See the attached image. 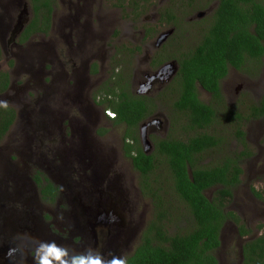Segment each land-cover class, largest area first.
Segmentation results:
<instances>
[{"label": "rangeland", "instance_id": "1", "mask_svg": "<svg viewBox=\"0 0 264 264\" xmlns=\"http://www.w3.org/2000/svg\"><path fill=\"white\" fill-rule=\"evenodd\" d=\"M99 1L102 2L100 6L103 8L98 12L99 5L94 4L93 13L94 11L95 14L100 13V16L99 18L97 16L88 17V27L93 30L89 32L88 37L96 36L101 44L106 45V51L96 53V49H90L94 42L89 39L83 43L84 47L81 48L84 54H81L82 57L77 61L79 66L83 59L97 57L89 62V65H92L94 61L99 62V64L97 63V74L94 77L90 74V76L85 75L89 89L92 86L94 91L103 89L105 83H110L112 86L111 76L117 71L121 72L124 68L120 65L127 61L129 62L128 69L131 72L134 71L137 64H143L151 74H156L164 64L159 68L153 67L150 60L146 58V52L149 45H154L161 33L172 30V33L155 52L163 56L162 61L165 64L178 62L179 57L190 51L199 42L207 21L212 17L205 10L215 0H146L147 4L144 5H142L143 0H118L117 8L106 7L104 2L107 0ZM127 1H136L138 8L135 5V9L134 7L133 10L127 9ZM262 1L264 2V0ZM56 7L57 15L68 14V4L63 5L61 2H57ZM198 7L202 9H198ZM144 8L146 10L142 11ZM166 10L168 12L171 10L176 15V27H173L171 21L168 22L164 13ZM199 12L204 13V15L197 16ZM57 15L51 33L47 36H35L32 42H28L30 47H42L44 51L46 50L41 54L44 55V58L46 57L47 69L43 71L47 73L42 74L39 80L25 83L28 74L21 68H16L13 81L15 85L19 84L18 87L8 90L0 99V104H8L17 111V120L9 132V138L0 143V224L8 227V221H10L12 227L10 229L15 234L13 235L12 231L10 234L9 229L0 234V246L4 242L12 243V246L19 250L17 260L29 259L30 250L20 248V246L22 247L21 242L15 239L17 235H31V232L26 231L18 224L19 219L31 221L32 218L37 217L42 221V223L38 221L41 226L40 230L47 236L51 234V231L54 232L56 229L59 232L65 231L66 225L72 227L74 224H83L89 233L90 221L87 210L91 208L90 205L95 203V199L99 195L104 197L106 194H112L117 197L123 191L125 197L120 195L119 205L114 203L113 207L119 216L124 218L123 220L120 219V223L124 226L122 229L125 230L127 240H117L116 244L119 245L118 250H125L124 258L127 261L126 258L140 244L143 232L149 226L150 221L155 218L153 200L149 196L141 194L138 189L140 188L138 185L141 174L134 168L132 160L126 156L123 149L124 126L114 129L108 127L110 130L103 135L99 134L98 131L104 126V123L95 124L94 127L90 123L87 127L91 130L86 131L93 140H84L80 130L87 122L80 112L83 105L78 102L74 103L70 100L72 96L66 95L62 91L57 92L53 102L47 101L46 91L48 92L49 88L53 86L51 78L56 75V68H59L57 57L60 58V61H65V58L60 55V47L64 45H62L63 42L59 43L58 32L62 25L58 24ZM203 20L205 23L201 22ZM149 26H154L152 28L158 31L157 35L151 34V37H147L146 28H150ZM69 37H66L67 40ZM40 40L42 41L39 42ZM108 43L109 46L107 47ZM66 46H68L67 43ZM122 47L130 48L132 51H125L122 56L118 52ZM10 49H6V52H10ZM115 49H117V53L112 54ZM75 52L80 55L79 50ZM130 53L133 55L129 56ZM22 54L27 53L22 50ZM171 54H175V56ZM4 59L6 61L1 62L3 67L11 65H9L8 60L11 62L12 59L16 62V59L12 58L10 54ZM54 61H56L54 66H57L55 68L51 67V63ZM3 67L0 68V71H3ZM178 69L177 65L175 72L170 73V76L163 80L157 79L155 85L148 91V94L151 93L156 101L160 96L161 103L160 108L155 109L151 116L160 122L154 125L151 130L153 134L150 139L152 145L149 148L150 151L160 138L178 136L184 139L188 134H192L190 128L187 127L188 117L174 107V101L180 94L178 84L175 83ZM93 71L94 68L91 72L93 73ZM245 71L246 69L237 71L234 68L229 70L227 76L222 80L225 97L217 104L212 93L199 87L200 98L206 103L215 104L217 107L218 116L213 120L210 131L220 134L224 140L219 149L209 153L206 163H213L227 154L243 157L242 183L234 189V196L227 204L226 210L237 213L242 223L246 224V228L252 231L251 235L242 237L238 233L237 224L229 221L223 230V242L216 252L219 264H242L240 253L243 245L251 238L264 233V197L257 196L253 190L256 189L260 192L264 190V117L251 118L250 109L251 105L259 101L261 97L264 88V73H254L250 76L244 73ZM261 71L264 72V59ZM138 78L139 76H137ZM95 81L99 82V85H96ZM34 84L37 85L33 86ZM18 88L21 92L18 91ZM37 90H40V93ZM26 91L29 95L26 94ZM58 96L63 99V102L58 99ZM27 99H30L31 102ZM66 102L68 106H70V102L74 103L73 111L67 120L75 124L79 131L74 127L73 131L69 130L67 133L63 126L55 131L51 126L54 110L62 111L64 115L65 113L66 116L68 115L69 107ZM86 102L85 104L88 106L89 100L87 99ZM31 103H35V107L38 108L36 114L33 112L32 117L30 107L33 105ZM45 105L52 109L53 113L50 114ZM91 109L94 107L89 108V110ZM51 118L52 124L49 122ZM27 120L30 123H27ZM239 125L246 133V145L239 141L236 134ZM42 131L49 135L38 137ZM27 132V142H23V144L21 141L25 139ZM141 133L142 128L140 126L136 131V137L140 140H142ZM49 141L53 143L50 145ZM84 141L91 142L90 146L82 147ZM28 144H30V149L27 147ZM43 161H45V169L60 174L58 175L59 180L62 183L65 182L57 199L54 202H48V199L41 197L40 190L34 188L30 183H28V189L18 197L16 191L14 192L15 181L11 178L13 174L19 175L22 179L26 176L32 177L33 174H36L37 168L41 167ZM90 168L95 169L96 172H91ZM63 174L68 178L65 179ZM154 174L165 187L162 194L166 196L165 200L168 201V206H171L170 215H168L171 218L170 227L175 228L177 221H180L178 226L182 225L186 230H190L193 227V225H189L191 220L189 217L190 208L180 204L175 192L171 193L172 186L169 185L170 175L167 168L162 167V170L158 169ZM217 189L218 187L208 190V196L212 197ZM101 190L102 192H100ZM28 214L31 215L28 216ZM7 216L11 217L8 219ZM94 222L92 221L91 224ZM40 236L43 237V235ZM38 238L39 236L36 240ZM22 239L25 237L23 236ZM36 240L37 244H41ZM31 254L29 262L32 263L34 252L32 251Z\"/></svg>", "mask_w": 264, "mask_h": 264}, {"label": "trees", "instance_id": "2", "mask_svg": "<svg viewBox=\"0 0 264 264\" xmlns=\"http://www.w3.org/2000/svg\"><path fill=\"white\" fill-rule=\"evenodd\" d=\"M51 2L33 0L36 20L41 16V7L48 8L46 15L42 16L46 30L51 23ZM166 17L169 23L171 21L177 26L174 13L167 11ZM201 22L205 23V20ZM205 26L199 42L178 58L179 72L175 77L180 94L174 101V107L188 117L187 127L192 134L184 139L178 136L160 138L155 143L154 151L147 153L139 146L134 133L139 122L152 113L145 101L141 97H133L131 90L113 87L109 102H101L107 103L108 108L117 113L114 125L124 123L129 126L125 139H133L138 145L127 141L124 149L134 168L141 174L142 190L152 198L157 209L155 219L145 230L134 253L128 256L127 264H219L216 252L222 244L221 234L225 224L235 222L242 237L252 234L237 213L226 210L234 196V189L242 183L243 157L227 154L213 163H206L209 153L219 149L224 140L220 134L210 131L213 120L218 116L217 107L200 98L199 87L212 93L217 104L225 97L222 80L231 68L246 69L247 74L262 72L264 2L218 0L217 9ZM93 72H96V68ZM9 79L8 72L0 74V93L8 89ZM250 109L251 118L264 117V94ZM2 110H5L4 116H1ZM14 120L12 108H0V143ZM105 131L102 129L101 134ZM236 134L239 141L246 145V133L240 125ZM162 167L167 168L170 175L171 193L175 192L180 204L190 208L189 225H193L190 230L178 226L180 221H177L175 228L169 225L171 206H168L166 196L162 194L165 187L154 174ZM41 174V171H37L36 181L42 196L48 202H53L59 187L50 179H43ZM44 180L46 182L40 185ZM215 187L218 189L209 197L207 191ZM253 190L257 196L264 197V190ZM242 264H264V233L243 245Z\"/></svg>", "mask_w": 264, "mask_h": 264}, {"label": "flooded vegetation", "instance_id": "3", "mask_svg": "<svg viewBox=\"0 0 264 264\" xmlns=\"http://www.w3.org/2000/svg\"><path fill=\"white\" fill-rule=\"evenodd\" d=\"M51 1H52L51 2V7H52L51 23H50V28L46 30L45 29L46 26L42 22L43 21L42 16L46 15V12L48 10V8L46 9L45 6L41 7V10H42L41 16L38 20H36L37 15L35 13V9L33 6V0H0V50H1L0 68L3 67L1 62L3 60L6 61V59L4 58L7 57L8 54H10L12 58L16 59V62L15 60L12 61V59H11V62L8 60L9 65L10 64L11 65L9 67H3L4 68L2 69L3 71H0V74L2 72H8L9 78H10L9 87L6 91H3L0 93V99L3 94L7 93L8 90H13V88L18 87L19 84L15 85L13 81L14 79L13 76L15 74L14 70L16 68H21L24 72L28 74L27 81H24L25 83L34 82L35 80H39V77H41L42 74L47 73L43 71L47 69V66H46L47 61L45 60L46 57L44 58V55L41 54L45 52L46 50L44 51L42 47H30L28 42H32L35 36H38V37L47 36L49 33H51L52 30L54 29V24L56 23V15H57L56 14V11H57L56 3L61 2L63 3V5L68 4V11H67L68 14L62 13L60 15H57L58 20H59L58 24L62 25V27L59 29V32H58V35L60 36L59 43L63 42L62 45H64L60 47V55L62 56V58H65L64 59L65 61L64 62L60 61V58L57 57V61H59L57 65L59 68H56V75H54L53 78H51L53 86L49 88L50 90L48 92L46 91L47 101L53 102V100L56 97L57 92L62 91L64 92V94L72 96V98H70L71 101H73L74 103L78 102L79 104L83 105V108L80 110V112H82L81 115L83 116L84 120H86L87 122L83 125L84 126L83 128L85 131L82 130L83 129L82 127H81L82 129L80 128V130L82 131V136L84 140L85 139L93 140L92 138L88 136V132H87L91 130V129H88L87 127L89 126L90 123L92 124L93 127L95 124L104 123V126L99 130L100 132L98 131V133L101 134L102 129L106 130L103 133V135L110 130L109 128L114 129V128L124 126V129H125L124 146L128 141L134 145L139 144V146L145 150L146 148H145V143L143 141V131L145 130V127L148 126L147 127V138L149 139V148H151L152 145H151L150 139L153 134L151 133V130L153 129L154 125H157L160 122L158 121V119L156 118L154 119L151 116L153 115L155 109L160 108L161 103H160V96L158 100L156 101L152 97L153 95L151 93L148 94V91L150 88H152L155 85V82L157 81V79L163 80L169 76V71H166V72L162 71L163 68L167 64L163 63L161 55L158 52L157 53L155 52L158 48L161 47V45H157L158 39L156 42H154V45L153 44L149 45L148 47L149 49H147V52H146L147 53L146 58L150 60L153 67L159 68L160 66L164 64V66H162L161 69H159V71L156 74L154 75L151 74L150 71H148L144 67L143 64H137L135 66L134 71L131 72V70L128 69L127 65H129V62L127 61L126 63L120 65L121 67L124 68L123 70H121V72L117 71V73H114L111 76V80L113 81L112 86H110V83H105V86L103 89L99 91L97 90L94 91L92 86L89 89V85L87 83L85 75L90 74L92 77H94L97 74L98 72L97 67H98L99 62L94 61L92 65H89V62L91 61V59L93 58L95 59L97 57L94 56L92 58L91 57L87 58L86 60L83 59L82 62H80L79 66H78L77 61H79V59L82 57L81 54H84L81 48V47H84L83 43L89 39H91L94 42L91 45L90 49H96L95 51L96 53L102 52L103 50L106 51V45L101 44L99 39L96 36L88 37L89 32L93 31L92 28L88 27V24H87L88 17L97 16L99 18L100 13L95 14V11L93 13V10L95 9L94 4L99 5L98 6L100 8L98 10L99 12L101 8H103L100 6L102 2L99 0H51ZM118 3H119L118 0H107L104 2L106 7L112 6L116 8L118 7L117 5ZM136 3H137L136 1H130V2L127 1L126 2V5L128 6L127 9L133 10V7L136 5ZM144 4H147L146 0L142 1V5ZM217 6H218V0H215L213 3L208 5L205 12H208L209 15H213L215 10L217 9ZM144 10H146V8H144L142 11ZM169 11L170 13H172L171 10ZM199 11H202V10H199ZM164 13L166 14L167 10L164 11ZM199 15L200 14H197V16ZM149 27L150 28H146L147 37H151V34L157 35L158 31H155V29H153L154 26H149ZM173 27H176V26H173ZM67 36H70L69 40H67L66 38ZM42 40H40L39 42H41ZM66 43L68 44V46H66ZM108 46H109V43L107 44V47ZM8 47L11 48L10 52L9 51L6 52V49L9 50ZM22 50H24L27 54H22ZM76 50H79L80 55H78L75 52ZM125 51L131 52L132 50L127 47H122L120 50H118V52L122 54V56L124 55ZM138 51L140 50L138 49ZM137 52H133V53L136 54ZM116 53H117V49H115V51L112 54H116ZM132 55L131 53L129 54V56H132ZM55 62L56 61L51 63L52 64L51 67L53 68L57 67V66H54L56 64ZM11 67L13 68L12 70H11ZM93 68H96V72L92 73L91 71ZM178 68H179V63H178ZM233 68L236 69L237 71L240 70L235 67ZM178 72H179V69H178ZM263 73L264 72H261V74ZM248 75L251 76V74H248ZM137 76H139L138 79H137ZM1 83L2 81L0 80V89L2 88ZM95 84L99 85V82L95 81ZM36 85L37 84H34L33 86H36ZM113 87L117 88L118 90H121L122 88H124V90H127V91L131 90L133 97H141L145 101L146 106L150 110V112L152 111V113H150L146 119H143L139 122L138 127L135 128L136 130H134L135 131L134 133L136 135V131L139 129V127L141 126L142 128V133H141L142 140L138 139V144L133 139L131 140L125 139L126 137L125 133L127 129L129 128V126L124 123L120 125H114L113 120L114 118L117 117V113L114 112L111 108H108L107 103H101L102 101L109 102V100L112 97L111 89H114ZM18 91L21 92L19 88H18ZM37 91L40 93V90H37ZM91 92H93V94H91ZM26 94L29 95L27 91H26ZM263 94H264V88L262 89L261 96H263ZM58 99L63 102V99H61L60 96H58ZM87 99L89 100L88 106L85 104L87 103L86 102ZM27 100L31 102L30 99H27ZM74 103L70 102V106H68V103L66 102V105L69 107L67 116H66V113L64 115L62 111L54 110V116L52 117L53 124H52V118L49 120V122L52 124L51 126L55 131L59 130L60 127L62 126L64 130L67 131V133L69 132V130L73 131L74 127L79 131V129L77 128V126H75V124H72L70 123L69 120H67V118L70 116V113L73 111ZM31 104L33 105L30 107V113L32 117L33 112L36 114L38 108L35 107V103H31ZM8 107L14 110L15 120L12 123L10 129L8 130L3 140L6 138H9V135H10L9 132L17 120L16 119L17 117L16 109H14L8 104H0V108L2 109L8 108ZM93 107L94 109L89 110V108H93ZM45 108L48 110L50 114L53 113V110L50 108H47L46 105H45ZM1 112H2L1 116H4L5 110H2ZM110 113L111 114L114 113L115 117L110 115ZM64 116L66 119L64 118ZM64 121L68 123L64 124L65 123ZM28 122L29 120H27V123ZM159 129H162V128L159 127ZM27 134L28 132L26 133L25 139H23L22 141L20 140L21 143L27 142L26 140ZM48 135L49 134L47 132L42 131L38 134V137H46ZM51 143L53 142L49 141L50 145ZM90 143L91 142L84 141V143L81 146L86 148V146H90ZM27 147L30 149V144H28ZM154 147L152 148L151 151L148 148L147 153L153 152ZM124 151L126 154L125 149ZM29 156H30V153H29ZM126 156L128 157L127 154ZM44 163L45 161H43V163L41 164V167L37 168V171L42 172L41 176L43 179L48 178L50 179V181L54 183L55 186L59 187V193H58L59 195L61 191L63 190V186L65 185V182L63 181L62 183V181L59 180L60 177L58 175L60 174L52 173L48 171L47 169H45L46 166H44ZM96 163H98V161H96ZM90 170L91 172L93 171L96 172L95 169L93 168H90ZM53 172H56V171H53ZM35 173L37 172L35 171ZM54 175H56L57 178L53 177ZM11 178L14 179L15 181L14 192L16 191V194L18 197H20L21 194H23L28 189V183H30L34 188L36 189L38 188L40 190L41 197H43L41 193V188L39 187V183L36 181V174H33L32 177L26 176L24 179H22L19 175L17 176L13 174V177ZM64 178L66 179L68 177L64 175ZM44 182L46 181L44 180L40 185H42ZM67 182L70 183L69 180H67ZM138 186L140 187L138 189L141 192V194H144L145 196H147V194L142 190L141 176H140ZM100 192H102V190ZM120 195H123L125 197V194L123 191H121ZM120 195H118L117 197H115L112 194L110 195L106 194L104 197L99 195L98 198L95 199L96 200L95 203L90 205L91 208L87 210V216L88 218H90L92 215V219L95 221L96 224L88 227L89 233H87L86 227L83 224L82 225L74 224L72 227H70L69 225H66L67 229H65V231L59 232L57 229L54 232L51 231V234L47 236L43 231L40 230L41 226L38 223V221L40 223H42V221L38 219L37 217H35L36 221L33 218L31 219V221L22 220L18 218L19 221L23 223L21 224L18 221V224L21 225V227L24 228L26 231L30 230L31 235L29 236L25 234L17 235L15 239L21 242L22 247L20 246V248H24L25 250H28V251L30 250L29 259L32 256L31 252L33 251L35 255V250L40 246V244H37L35 242L38 236L39 238L36 240L37 242L42 243L46 241L47 242L55 241L58 245L63 246L72 254L86 253L88 249H94L102 253L104 257L108 259H110L112 256H119V257L124 258L125 250H122V251L118 250L117 247L119 245L116 244L117 240H124V241L127 240V235L125 233V230L122 229L124 228V226L120 223V219L123 220L124 218L120 217L119 214L117 213V210L113 207L114 203L116 205H119V198L121 197ZM154 209H155V216H156L157 209L155 207V204H154ZM92 212H96L97 214L99 213V216H96L97 214L93 215ZM30 215L31 214H28V216ZM103 216H105V218H103ZM7 217L9 219V217L11 216H7ZM96 217H98L97 221H96ZM153 220H151L150 223ZM8 224H9L8 227L7 225L0 224V234L5 233V231H8V229H9L10 234H11V231L13 235L15 234V232L12 229H10L12 228L10 221H8ZM13 228L15 227L13 226ZM224 228L222 229V234H223ZM237 230L239 233V229ZM222 234H221V237H223ZM40 235H43V237L41 238ZM23 236L27 240L22 239ZM29 239H31V241H29ZM222 242H223V238H222ZM6 244L7 243L5 242L3 243V245H6ZM240 256L242 259V248H241ZM29 259L17 260V257H16L15 261H12V260L9 261L4 258L1 260V264H12V263L13 264H35V260L33 258H32V261H33L32 263L29 262ZM53 264H57V262L54 261ZM126 264H127V261H126Z\"/></svg>", "mask_w": 264, "mask_h": 264}, {"label": "clouds", "instance_id": "4", "mask_svg": "<svg viewBox=\"0 0 264 264\" xmlns=\"http://www.w3.org/2000/svg\"><path fill=\"white\" fill-rule=\"evenodd\" d=\"M110 115L115 117L114 113ZM34 260L35 264H53L54 261L57 264H126L122 257L112 256L108 259L94 249H88L86 253L72 254L55 241L42 242L35 250Z\"/></svg>", "mask_w": 264, "mask_h": 264}, {"label": "water", "instance_id": "5", "mask_svg": "<svg viewBox=\"0 0 264 264\" xmlns=\"http://www.w3.org/2000/svg\"><path fill=\"white\" fill-rule=\"evenodd\" d=\"M199 14H200L199 16H202L204 13L200 12ZM171 33H172V30L169 31V32H166V33H162L158 37L157 45H161ZM176 67H177V63L174 62V63H171V64H167L163 68L162 71H164V72L169 71V76H170V73L175 72ZM147 127L148 126H146L145 130L143 131V141L145 143V148H146L145 151L146 152H148V148H149V139L147 138ZM92 213H93V215L97 214L96 212H92ZM106 215H107V213H106ZM96 216H99V213ZM104 218H105V216H104ZM97 219H98V217H96V221H97ZM88 220L90 221V226L96 224L94 222V220L92 219V215H91L90 218H88ZM103 220H101V221H103ZM92 221L94 222L93 224H91ZM28 231L30 232V230H28ZM18 251H19L18 249H16L14 246H12V243H9V244H6V245L2 244L0 246V264H1V260L4 259V258L6 260H9V261L10 260L15 261V259L17 257V254H18Z\"/></svg>", "mask_w": 264, "mask_h": 264}, {"label": "bare ground", "instance_id": "6", "mask_svg": "<svg viewBox=\"0 0 264 264\" xmlns=\"http://www.w3.org/2000/svg\"><path fill=\"white\" fill-rule=\"evenodd\" d=\"M103 218H104V216H103Z\"/></svg>", "mask_w": 264, "mask_h": 264}]
</instances>
